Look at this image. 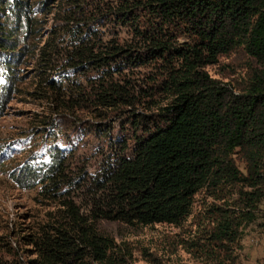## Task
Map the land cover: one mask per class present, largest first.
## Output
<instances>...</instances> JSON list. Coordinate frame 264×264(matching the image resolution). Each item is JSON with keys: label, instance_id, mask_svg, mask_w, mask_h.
<instances>
[{"label": "trees", "instance_id": "trees-1", "mask_svg": "<svg viewBox=\"0 0 264 264\" xmlns=\"http://www.w3.org/2000/svg\"><path fill=\"white\" fill-rule=\"evenodd\" d=\"M229 57H242L233 84L207 71ZM26 58L37 80L29 94L53 113L130 112L132 132L95 179L86 215L62 202L25 264H128L96 223L180 226L200 192L214 199L204 232L214 257L243 225L260 219L264 233V0H0V70L14 79ZM133 68L151 69L144 86L114 81ZM51 156L46 197L72 185L60 152Z\"/></svg>", "mask_w": 264, "mask_h": 264}, {"label": "rangeland", "instance_id": "rangeland-1", "mask_svg": "<svg viewBox=\"0 0 264 264\" xmlns=\"http://www.w3.org/2000/svg\"><path fill=\"white\" fill-rule=\"evenodd\" d=\"M37 18L43 19L40 14ZM103 31L106 35L107 31ZM115 33L112 37H128L118 30ZM241 58H221L207 71L220 82L233 84L244 74ZM33 68V62L26 58L17 67L14 79L6 78L0 70V264H25L34 259L29 240L42 231H50L47 226L57 225L64 212L62 202L70 201L81 215H86L95 179L119 154L125 133L132 132L126 120L130 112L104 113L108 118L102 121L88 113H53L47 102L29 94L37 81ZM150 75V68H133L114 75V81L126 79L144 86ZM79 81L85 84L82 78ZM161 97L152 96L153 101H160ZM134 111L152 113L142 106ZM55 152L62 155L65 176L72 185L46 197L41 193V179H45ZM213 201L206 192L198 193L189 217L180 226H129L104 220L96 226L100 235L114 241L116 253L128 264H264L260 219L242 226L240 238L227 254L214 257L208 252L204 232L210 222L206 211Z\"/></svg>", "mask_w": 264, "mask_h": 264}]
</instances>
